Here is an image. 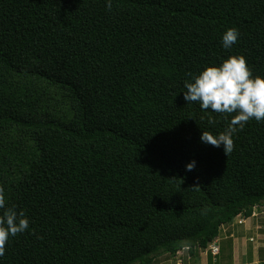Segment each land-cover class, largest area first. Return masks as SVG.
I'll list each match as a JSON object with an SVG mask.
<instances>
[{
  "label": "trees",
  "instance_id": "16d2710c",
  "mask_svg": "<svg viewBox=\"0 0 264 264\" xmlns=\"http://www.w3.org/2000/svg\"><path fill=\"white\" fill-rule=\"evenodd\" d=\"M111 3L0 0V187L29 219L0 264H153L264 205V121L226 156L201 135L232 116L183 93L233 55L264 77V0Z\"/></svg>",
  "mask_w": 264,
  "mask_h": 264
},
{
  "label": "clouds",
  "instance_id": "9594fccd",
  "mask_svg": "<svg viewBox=\"0 0 264 264\" xmlns=\"http://www.w3.org/2000/svg\"><path fill=\"white\" fill-rule=\"evenodd\" d=\"M107 8L111 10V0H107ZM239 32L236 28H229L223 35V46L228 49L237 42ZM191 80L185 81L184 99L189 103H198L202 110L231 115L227 128L219 134L203 130L201 141L213 147L223 146L226 156L234 149L233 134L243 129L245 124L255 119L264 121V77L253 76L243 55H233L225 59L220 65L213 64L206 67L197 75L188 74ZM234 114V115H233ZM210 119L209 123H214ZM196 162L187 164V171H192ZM0 256L6 251V243L26 231L29 219L23 211L15 207H6L3 187H0ZM213 242L209 243L212 246ZM210 248V247H209Z\"/></svg>",
  "mask_w": 264,
  "mask_h": 264
},
{
  "label": "crops",
  "instance_id": "0c3cea01",
  "mask_svg": "<svg viewBox=\"0 0 264 264\" xmlns=\"http://www.w3.org/2000/svg\"><path fill=\"white\" fill-rule=\"evenodd\" d=\"M259 208L264 211L263 205L254 209L250 217L239 216L220 232L213 241L218 252L209 247L193 254L182 250L175 255H160L153 264H264V217L254 216Z\"/></svg>",
  "mask_w": 264,
  "mask_h": 264
},
{
  "label": "rangeland",
  "instance_id": "374dc122",
  "mask_svg": "<svg viewBox=\"0 0 264 264\" xmlns=\"http://www.w3.org/2000/svg\"><path fill=\"white\" fill-rule=\"evenodd\" d=\"M254 216H255V218H262V217H264V211H263V209L262 208H259V209H257L256 211H255V213H254ZM243 222H245V221H240L239 223L240 224H242ZM259 225V224H258ZM231 226V224L229 225V227ZM228 227V225H226V226H224V227H222V230L221 231H223V229H225V228H227ZM226 230V229H225Z\"/></svg>",
  "mask_w": 264,
  "mask_h": 264
},
{
  "label": "built area",
  "instance_id": "2783aa9c",
  "mask_svg": "<svg viewBox=\"0 0 264 264\" xmlns=\"http://www.w3.org/2000/svg\"><path fill=\"white\" fill-rule=\"evenodd\" d=\"M242 222V221H241ZM212 245V244H211ZM213 247L209 246L210 249L212 250V252H218L219 249L217 247H214V245H212Z\"/></svg>",
  "mask_w": 264,
  "mask_h": 264
}]
</instances>
